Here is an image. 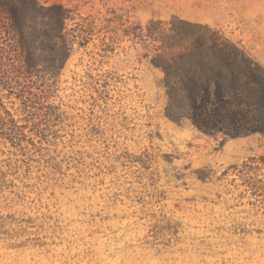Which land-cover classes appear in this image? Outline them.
Masks as SVG:
<instances>
[{
  "label": "rangeland",
  "instance_id": "1",
  "mask_svg": "<svg viewBox=\"0 0 264 264\" xmlns=\"http://www.w3.org/2000/svg\"><path fill=\"white\" fill-rule=\"evenodd\" d=\"M38 1L72 49L0 85V264H264V134L199 131L161 67L210 30L264 70V0Z\"/></svg>",
  "mask_w": 264,
  "mask_h": 264
},
{
  "label": "trees",
  "instance_id": "2",
  "mask_svg": "<svg viewBox=\"0 0 264 264\" xmlns=\"http://www.w3.org/2000/svg\"><path fill=\"white\" fill-rule=\"evenodd\" d=\"M71 11L61 4L38 0H0V40L13 41L17 65L0 47V85L9 72L31 76L54 74L63 67L72 49L67 23ZM176 34V28L171 29ZM169 104L176 99L174 86H183L192 113L190 120L201 132L241 138L264 134V124H251V117L264 118V70L247 53L218 32L207 30L205 41L185 53L164 61Z\"/></svg>",
  "mask_w": 264,
  "mask_h": 264
},
{
  "label": "crops",
  "instance_id": "3",
  "mask_svg": "<svg viewBox=\"0 0 264 264\" xmlns=\"http://www.w3.org/2000/svg\"><path fill=\"white\" fill-rule=\"evenodd\" d=\"M160 1V0H158ZM175 1V0H174ZM176 2H185L184 0H178ZM197 2L199 3H203V4H207V6L210 9H215L216 11L219 9H223L222 3L224 2V0H197ZM196 5L195 7H200V6H204V5ZM174 7H185L186 5H173ZM218 15V13H216Z\"/></svg>",
  "mask_w": 264,
  "mask_h": 264
}]
</instances>
